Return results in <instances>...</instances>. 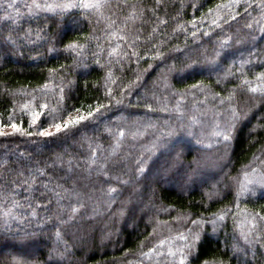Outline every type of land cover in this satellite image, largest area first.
Wrapping results in <instances>:
<instances>
[{"label": "trees", "instance_id": "16d2710c", "mask_svg": "<svg viewBox=\"0 0 264 264\" xmlns=\"http://www.w3.org/2000/svg\"><path fill=\"white\" fill-rule=\"evenodd\" d=\"M31 2L0 0V264H180L189 230L187 264H264V0Z\"/></svg>", "mask_w": 264, "mask_h": 264}, {"label": "snow or ice", "instance_id": "6c2138e0", "mask_svg": "<svg viewBox=\"0 0 264 264\" xmlns=\"http://www.w3.org/2000/svg\"><path fill=\"white\" fill-rule=\"evenodd\" d=\"M109 4V0H68L67 3H48L47 0H44L43 3L39 2V0H32L31 3H26L24 7L27 9L28 13H36L38 14L41 10L48 11V12H59V14H62L65 10L67 9H72V8H81V9H95L96 11H100L102 8L106 7ZM11 9L12 12H9L8 10ZM14 13V15H13ZM21 12L19 11V8L15 7L14 3H9L7 5V8L5 9V13L3 17H0V20L3 21H9L11 20L13 23H18V18L21 16ZM69 49H74L76 45L74 44H68L67 46ZM115 51V49H114ZM259 80H264V73H262L259 77H257ZM244 83L248 84L250 83L249 81H244ZM249 91L251 92H257L260 91L262 94H264V85H258L256 88H249ZM96 111H99V108L96 109ZM93 113L90 111L89 115L91 116ZM236 113H233V119H235ZM85 117L80 116L77 117V122L84 120ZM11 128H13L16 131L21 130V126L18 125L17 123H11L10 125ZM56 130L59 132L62 128V125L60 123H56L53 125ZM63 127L65 129H68L70 127V124H64ZM234 127V125H230L229 129L226 130L225 132H222L221 135H223V139L225 141H228L230 139V135L228 132L231 130V128ZM3 134V133H0ZM30 134V133H29ZM43 135H52L51 132L44 130L42 132ZM95 163V161H93ZM103 171V169H101ZM107 175V173H104ZM246 177V183L241 184V193L248 191L249 186L252 185L253 183L257 184H264V176H261L259 179L253 181V180H247V174H245ZM108 191L111 192H116L117 189L115 188H109ZM72 213H76L79 211L78 207H73L71 209ZM69 220L72 219L71 216L68 217ZM219 219H223V216H220ZM194 224H203L204 221H193ZM215 223V221H213ZM255 227V225H253ZM59 233H57V237H59ZM243 239L247 243H251V240L249 239V236L247 234L242 233ZM179 240H181L183 243L180 247L176 249L175 252H173L171 249H169V255L176 256L179 254L180 258V264H187L189 259L191 258L192 260L199 259V253L197 251V242L200 240V234L199 232L193 233L191 230H189V234L187 236L181 234L179 237ZM163 243V242H161ZM154 251V249H153ZM222 264V262H221Z\"/></svg>", "mask_w": 264, "mask_h": 264}, {"label": "rangeland", "instance_id": "374dc122", "mask_svg": "<svg viewBox=\"0 0 264 264\" xmlns=\"http://www.w3.org/2000/svg\"><path fill=\"white\" fill-rule=\"evenodd\" d=\"M193 124H195V122H192ZM217 124H218V126H220L219 124V122H217ZM10 130H12V129H9L8 131H10ZM208 146L207 145H202V147L201 148H203V149H205V148H207ZM37 150H41V148H38ZM119 152V151H118ZM210 158V159H213V155H209V154H206V153H204V154H202L201 155V158ZM158 175H156V177H157ZM152 178V177H151ZM200 180V179H199ZM180 188H184V185H182V186H180ZM173 256L171 255V258H172ZM153 264H156V263H153Z\"/></svg>", "mask_w": 264, "mask_h": 264}]
</instances>
